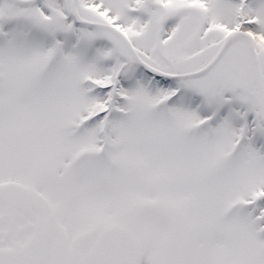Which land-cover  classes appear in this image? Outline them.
I'll list each match as a JSON object with an SVG mask.
<instances>
[{"label":"snow or ice","instance_id":"1","mask_svg":"<svg viewBox=\"0 0 264 264\" xmlns=\"http://www.w3.org/2000/svg\"><path fill=\"white\" fill-rule=\"evenodd\" d=\"M0 264H264V0H0Z\"/></svg>","mask_w":264,"mask_h":264}]
</instances>
